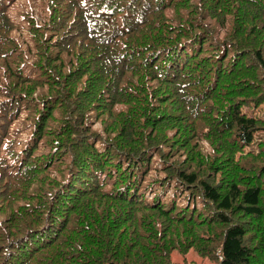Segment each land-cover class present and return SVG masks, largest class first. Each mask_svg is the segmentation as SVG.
Returning a JSON list of instances; mask_svg holds the SVG:
<instances>
[{"label":"trees","instance_id":"trees-1","mask_svg":"<svg viewBox=\"0 0 264 264\" xmlns=\"http://www.w3.org/2000/svg\"><path fill=\"white\" fill-rule=\"evenodd\" d=\"M24 1L0 264H264V0Z\"/></svg>","mask_w":264,"mask_h":264},{"label":"rangeland","instance_id":"rangeland-1","mask_svg":"<svg viewBox=\"0 0 264 264\" xmlns=\"http://www.w3.org/2000/svg\"><path fill=\"white\" fill-rule=\"evenodd\" d=\"M25 9V13H26V11H32L33 9L31 8L30 9V7H29V5H27L26 6V3H25V1L24 0H16V2H15V5H14V7H13V11L15 12V11H17V10H20V9ZM23 9V10H24ZM18 12V11H17ZM36 15H38V13H35ZM36 15H34V17L36 16ZM16 18H18L17 17V15H16ZM36 18H37V16H36ZM250 114V113H249ZM251 115V114H250ZM252 115H254V112H252ZM96 127V129L98 128L97 126H95ZM238 155H236V157H237ZM173 257H174V260H176V256L175 255H173ZM195 263L196 264H208L206 261H201V260H196L195 261Z\"/></svg>","mask_w":264,"mask_h":264}]
</instances>
